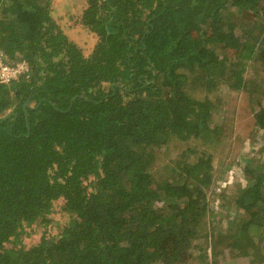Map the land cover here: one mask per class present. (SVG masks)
Segmentation results:
<instances>
[{"label": "trees", "instance_id": "1", "mask_svg": "<svg viewBox=\"0 0 264 264\" xmlns=\"http://www.w3.org/2000/svg\"><path fill=\"white\" fill-rule=\"evenodd\" d=\"M82 3L90 45L52 0H0V50L29 65L0 83V264H183L201 230L199 264H264V0ZM222 84L248 94L261 146L216 218ZM169 143L187 147L158 178Z\"/></svg>", "mask_w": 264, "mask_h": 264}, {"label": "rangeland", "instance_id": "2", "mask_svg": "<svg viewBox=\"0 0 264 264\" xmlns=\"http://www.w3.org/2000/svg\"><path fill=\"white\" fill-rule=\"evenodd\" d=\"M82 6V0H52L51 14L70 38L74 39L76 42H84L86 45H90L93 39L90 36L85 37L81 31L80 25L75 22V19L78 18L80 14ZM224 54H226V52ZM255 65L257 76L259 78H264V67L260 66L258 62ZM247 73L249 76V71ZM211 98L215 105H217V111L219 112L218 115L214 114V119L215 121L219 120V122L223 121L226 129L216 149L212 150L215 142L207 147V150H212L215 157L223 161L222 168L219 171H215L216 169L214 170L213 184L207 190L208 208H210L213 213H217V218L229 211H233L232 206L219 197V193L224 190V187L231 183L238 182L239 185L246 184V180L242 174V168L246 162L248 163L249 160L254 157V155L256 156L261 145L257 134L254 135L253 112L252 108L249 106V96L246 92L234 91L222 84L211 94ZM226 144L229 145V147ZM190 145L192 144L190 143ZM185 146L187 147V144L178 145L176 143H169L166 146L159 147L155 153V163H153L155 176L159 178L162 173L165 174V172L168 171L169 167H173L175 163L174 160L178 156L180 150L185 148ZM231 158L234 159L233 161L236 164L234 163L232 165L228 162ZM254 162L255 161L251 162L252 166ZM229 169H232L231 182H227V173ZM223 182H226V184L222 185ZM231 195L232 193H230V196ZM213 213L208 216L212 217ZM52 219L56 220L57 216H53ZM224 222V220H220L221 224ZM222 232H224V229H222ZM207 235L209 234L204 233L203 230L196 235L188 248L189 254L186 255L185 252L182 253V255H184L183 264H199L203 251L209 254V249L205 245ZM217 259L218 264L238 263V260L234 259L228 261V256L225 254H220Z\"/></svg>", "mask_w": 264, "mask_h": 264}, {"label": "built area", "instance_id": "3", "mask_svg": "<svg viewBox=\"0 0 264 264\" xmlns=\"http://www.w3.org/2000/svg\"><path fill=\"white\" fill-rule=\"evenodd\" d=\"M29 74V65L24 60H17L10 63L9 56L0 50V83L8 84L9 82L15 80L19 76H28ZM228 181L231 182L232 179V169L228 170L227 173ZM226 182H223L222 185H225Z\"/></svg>", "mask_w": 264, "mask_h": 264}]
</instances>
